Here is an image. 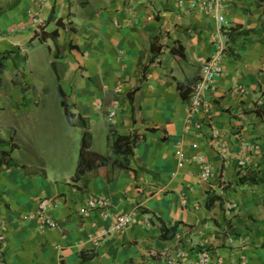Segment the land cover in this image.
Returning a JSON list of instances; mask_svg holds the SVG:
<instances>
[{
    "label": "crops",
    "instance_id": "obj_1",
    "mask_svg": "<svg viewBox=\"0 0 264 264\" xmlns=\"http://www.w3.org/2000/svg\"><path fill=\"white\" fill-rule=\"evenodd\" d=\"M190 2L0 0V58L6 55L0 67V222L6 225L0 264H167L164 254L178 247L197 257L198 244L209 248L210 264H264V183L237 184L244 174L264 181V29L239 38L234 51L226 38L209 111H190L177 84L189 93L219 27L212 13ZM223 9L230 27H264V0H224ZM153 37L160 50L141 82ZM47 62L56 79L43 73ZM31 63L47 75L44 89H56L65 121L44 119L42 131L34 125L19 131L4 105L39 110ZM112 105L118 110L111 122ZM99 109L108 120L102 145L94 138L99 122L89 125L99 120ZM111 128L138 133L128 157L113 154ZM84 131L89 151L110 160L72 181L78 153L72 170L66 154ZM43 140L57 147L54 155ZM178 149L185 153L182 166ZM197 154L211 163L207 181L198 177ZM90 197L105 198L108 207L85 214ZM45 198L55 227L40 228L35 217ZM227 202L235 205L228 212ZM118 213L133 216L123 233L112 230ZM161 224H177L174 235L161 238ZM81 251L95 256L82 260Z\"/></svg>",
    "mask_w": 264,
    "mask_h": 264
},
{
    "label": "built area",
    "instance_id": "obj_2",
    "mask_svg": "<svg viewBox=\"0 0 264 264\" xmlns=\"http://www.w3.org/2000/svg\"><path fill=\"white\" fill-rule=\"evenodd\" d=\"M181 3V0H180ZM224 0H191L190 6H201L203 10H206L213 14L218 22V33L214 39V51L208 57L194 81H192L189 87L188 94V106L190 111L207 113L209 111L208 95L213 93L216 89L217 78L223 73L224 69V55L226 51V38L230 26L227 24L225 14L223 12ZM117 105H112L108 110V119L111 122L115 119L117 115ZM210 128L213 130L212 134L217 136L219 130L212 123L209 124ZM197 127H200L199 123ZM220 148L223 149L224 145L220 144ZM176 155L179 157L180 161L178 166H182L185 160V153L183 149L176 150ZM196 159L200 164V170L198 172V177L207 181L212 173V166L208 158L204 154H197ZM244 163L243 159L238 160V164L242 165ZM181 204L183 206L187 205V201L182 198ZM51 203L50 200L45 198L42 199L39 204L35 217L38 221L40 228L55 227L57 221L49 215V207ZM226 212L235 207L231 202L224 204ZM108 207V202L102 197H90L87 200L86 209L83 211L85 214L94 209H106ZM133 216L125 213H118L114 216V222L112 225V230L118 233H123L132 222ZM104 233L102 232L101 235ZM6 237V225L4 222H0V248L5 243ZM197 257L193 258L191 252L184 248L178 247L175 251L171 253L164 254L167 264H210L212 256L210 254L209 248L203 244H198L196 246Z\"/></svg>",
    "mask_w": 264,
    "mask_h": 264
},
{
    "label": "trees",
    "instance_id": "obj_3",
    "mask_svg": "<svg viewBox=\"0 0 264 264\" xmlns=\"http://www.w3.org/2000/svg\"><path fill=\"white\" fill-rule=\"evenodd\" d=\"M262 29H264V27L262 25L259 27H255V28H244L242 26L230 27L229 31L227 33L228 43L230 44L229 49L233 50L231 46L239 38L249 36L250 34L259 33L262 31ZM155 41H156V37L151 38L150 47H149L151 55L147 58V60L141 66V78H140L141 82L145 80V72H146L147 67L149 66L150 63H152L154 61V59L156 58V56L159 53L160 46L156 47L154 45ZM173 51H175V50H173ZM5 58H6V55H4L0 58V67H1L2 61ZM177 88L180 91V93L182 94V97L184 99H186L187 94H188V89L185 88L184 84L178 83ZM138 89H139V86H137L135 89H133L132 91L129 92V99L131 102H132V94H134V92ZM61 103L63 106H65V102L63 99L61 100ZM69 116H71V115H69ZM110 135L113 138L112 139V152H113V154H122L125 158L133 153V149H134L136 143L138 142V140H140L138 133H136L135 131L131 132L128 135H120V134L116 133L115 129L111 128ZM90 144H91L90 135L87 131H84L82 136H81L80 148L78 151L77 166H76V169L74 171V174L71 176L72 181H77L85 173L86 170H91L93 168H96L100 165L105 164L107 161L110 160L107 157H103L97 153L89 151ZM4 153L7 154V152H4ZM0 162H2L1 159H0ZM6 162H8V160H6ZM112 163L117 164L119 167L124 166V165H122L121 161H118L116 159H113ZM124 167L127 168V165H125ZM262 180H263L262 178H258L255 176L244 174V175H240L238 177L237 184H242V183H245L248 181L253 182V183H264V181H262ZM211 199H212V197H211ZM177 224H175L174 226H172L170 228H167L164 224H161L160 237L161 238L172 237L175 233V229H176ZM80 255H81L82 260H87L89 258L94 257L95 253L94 252L88 253L86 251H81Z\"/></svg>",
    "mask_w": 264,
    "mask_h": 264
},
{
    "label": "rangeland",
    "instance_id": "obj_4",
    "mask_svg": "<svg viewBox=\"0 0 264 264\" xmlns=\"http://www.w3.org/2000/svg\"><path fill=\"white\" fill-rule=\"evenodd\" d=\"M51 44V43H50ZM31 82L32 80L36 81V91H39L41 98L38 100V102H40V106H39V110L37 112H29L24 110L22 107L18 106L16 103H11L9 105H4L5 111L10 115V120L12 118V122L15 124L16 128L20 131V130H31V125H34L36 128L35 130H40L42 131V127L44 125V123L42 122L44 119H50L53 122H59V116H61L62 121H65V115L63 112V108L60 105V97L57 94L56 89L54 88L53 91L49 90V89H44L46 84H47V75H43L42 72H40V70L35 69V67L33 66V64L31 63ZM43 73H49L48 75L51 76L52 80L56 79V75H54V70L52 68V66L49 64V62H47L46 66L43 67ZM33 76V78H32ZM46 79V80H45ZM52 83V82H51ZM55 83V81H54ZM45 90L48 92V95L45 93ZM35 90H31L30 91V98L31 101L34 102V100L37 98V92ZM43 95L45 97H43ZM18 113L19 115L16 116L15 113ZM99 113H100V118L99 120H93L92 122L89 123V125L94 128V125L97 124L99 122V125L96 129H99L98 134L94 133V138H95V144L98 145H102L104 143L105 137H104V133L108 131V120L106 117V111L99 109ZM87 128L88 124L86 125ZM82 127L78 126L77 129H75V131L77 133H80ZM44 130V128H43ZM45 131V130H44ZM1 132L4 133L5 129H3L1 127ZM47 133H50V131H48ZM36 139L38 140V137H36ZM43 139V137H42ZM52 140V139H51ZM39 142V141H38ZM44 142V140H43ZM44 144L46 145V147L48 149H46V152L49 155H54L55 150H56V146L53 145L49 148V146L44 142ZM80 145L78 143V141L76 140L73 147L70 148L68 147L67 152L69 153L68 156L66 154V158L68 157V162L70 164V168L68 170H72V166L74 164V162L76 163V159H77V153L79 151ZM61 151V150H60ZM59 149L57 150L56 154H59ZM48 161V159H46ZM27 161L30 164V170H35L33 169L34 167V163L33 161L34 158L32 155L28 156ZM32 164V165H31ZM48 164V162H47ZM65 168H67V164L65 163Z\"/></svg>",
    "mask_w": 264,
    "mask_h": 264
},
{
    "label": "clouds",
    "instance_id": "obj_5",
    "mask_svg": "<svg viewBox=\"0 0 264 264\" xmlns=\"http://www.w3.org/2000/svg\"><path fill=\"white\" fill-rule=\"evenodd\" d=\"M195 79H196V78H195ZM195 79H194V80H195ZM190 83H191V82H190ZM190 83H189V84H190ZM188 94H189V93H188Z\"/></svg>",
    "mask_w": 264,
    "mask_h": 264
}]
</instances>
